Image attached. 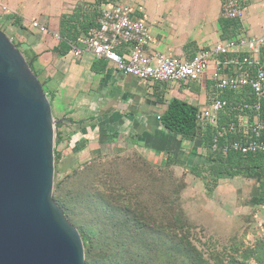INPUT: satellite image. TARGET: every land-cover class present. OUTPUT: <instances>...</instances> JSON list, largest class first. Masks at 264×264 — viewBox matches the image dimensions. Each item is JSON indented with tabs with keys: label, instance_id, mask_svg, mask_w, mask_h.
<instances>
[{
	"label": "crops",
	"instance_id": "crops-1",
	"mask_svg": "<svg viewBox=\"0 0 264 264\" xmlns=\"http://www.w3.org/2000/svg\"><path fill=\"white\" fill-rule=\"evenodd\" d=\"M80 1L93 0H0V20L11 31L20 50L30 61L42 85L52 115L63 120L58 129L61 155L75 152L83 158L137 154L147 160L166 163L170 158L192 153L196 144L181 143L167 132L159 118L172 99L193 107L208 105L213 93L210 81L203 83H152L125 77L104 60L85 52L81 58L56 52L62 15L70 14ZM130 10L132 19L144 23L150 32L148 50L190 59L218 41L236 38L245 21H237L234 35L220 26L222 0H118ZM7 12H2L1 7ZM242 6V3H241ZM243 14L245 8L242 7ZM7 17H12L6 20ZM34 21L47 28L46 35L30 26ZM232 21V20H229ZM247 36L258 37L253 30ZM262 35V34H261ZM119 54L124 47L117 48ZM226 73V72H225ZM197 142V141H196ZM192 147V148H193Z\"/></svg>",
	"mask_w": 264,
	"mask_h": 264
},
{
	"label": "trees",
	"instance_id": "trees-1",
	"mask_svg": "<svg viewBox=\"0 0 264 264\" xmlns=\"http://www.w3.org/2000/svg\"><path fill=\"white\" fill-rule=\"evenodd\" d=\"M117 1L82 2L70 14L62 15L56 52L65 55L70 45L76 44L90 29L97 28L101 8ZM225 1L222 0L223 4ZM11 18L7 17L6 20ZM3 22L0 20V30L6 35ZM219 23L225 31L232 30L228 33L229 36L234 35V30L239 26L237 20L230 22L221 19ZM12 43L28 62L34 59L21 51L13 40ZM219 59L222 62V58ZM260 63L264 68V46L260 49ZM31 69L35 74L32 66ZM225 72L232 75L235 68L222 65L221 73ZM217 98L226 104L219 113V125L235 120L238 113L234 110L235 107L257 102L249 87L238 92L224 90L217 94ZM260 105L263 119L264 100ZM197 112V107L172 99L159 122L167 132L177 136L181 143L197 141L199 146L207 148L209 166L206 169L208 180L205 188L208 193L221 180L237 176L255 177L258 182L256 202L264 204V153H229L221 156L209 152L214 131L210 128L202 130L198 126ZM61 125L55 127L58 137L54 146L55 172H58L57 165L61 159L60 154L55 151V147L62 142L61 134L57 131ZM229 139L232 140L233 137L230 136ZM172 162L171 159L168 160V163ZM84 174V171H75L70 176L69 189L64 186V182L59 183L52 196L69 223L77 229L87 264H208L191 244L180 212L172 206L174 202L169 201L165 192L159 194L154 181L149 183L146 174L144 179L134 182L127 180L129 183L123 179L115 185L105 175H99L96 181L89 176L82 184L80 181ZM94 183L103 184V193L93 188Z\"/></svg>",
	"mask_w": 264,
	"mask_h": 264
},
{
	"label": "water",
	"instance_id": "water-1",
	"mask_svg": "<svg viewBox=\"0 0 264 264\" xmlns=\"http://www.w3.org/2000/svg\"><path fill=\"white\" fill-rule=\"evenodd\" d=\"M62 123L31 63L0 30V264H87L52 197Z\"/></svg>",
	"mask_w": 264,
	"mask_h": 264
},
{
	"label": "built area",
	"instance_id": "built-area-1",
	"mask_svg": "<svg viewBox=\"0 0 264 264\" xmlns=\"http://www.w3.org/2000/svg\"><path fill=\"white\" fill-rule=\"evenodd\" d=\"M7 12L6 7H1ZM243 9L239 0H226L222 17L241 21ZM97 28L90 29L66 53L79 59L89 52L96 60L110 62L125 77L152 83H203L210 81L213 89L208 105L197 107L196 122L205 130L214 131L209 152L226 156L229 153L250 155L264 153V118L260 102L264 100V68L260 63V49L264 46V33L258 37L240 34L236 38L221 40L207 49L197 51L192 58L150 52L148 27L130 17V10L117 3L101 8ZM30 26L46 35V27L32 21ZM60 41L58 33L53 34ZM124 47L119 54L117 48ZM222 58V62L219 58ZM232 66L235 73H221V66ZM249 87L257 99L253 105H241L234 121L219 125V113L225 102L217 98L224 90L238 92ZM233 137L232 140L229 137ZM222 141V143H220Z\"/></svg>",
	"mask_w": 264,
	"mask_h": 264
},
{
	"label": "rangeland",
	"instance_id": "rangeland-1",
	"mask_svg": "<svg viewBox=\"0 0 264 264\" xmlns=\"http://www.w3.org/2000/svg\"><path fill=\"white\" fill-rule=\"evenodd\" d=\"M241 3L245 8L241 20L248 26L246 29L253 30L254 36L263 34L264 0H241ZM3 29L11 38V31L5 26ZM246 29L241 27L240 33L251 35ZM194 143V147L189 143L192 153L187 159L170 157L173 162L164 164L130 153L83 158L67 151L62 156L60 153L66 148H60L59 144L55 151L61 159L58 172L54 171L52 195L59 183L64 182L69 189L70 176L75 171L85 172L82 184L89 176L96 181L99 175H105L115 185L123 179L131 182L144 179L146 174L149 183L154 181L158 193L165 192L169 201L174 202L172 206L178 208L191 244L208 264H264V204L256 202L257 179L243 176L224 179L208 193L205 188L208 150ZM93 188L102 193L105 190L102 183H94Z\"/></svg>",
	"mask_w": 264,
	"mask_h": 264
}]
</instances>
